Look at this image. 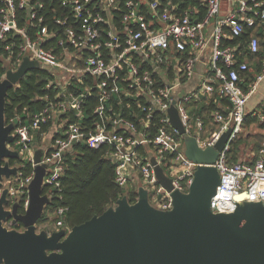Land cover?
I'll return each mask as SVG.
<instances>
[{
  "label": "built area",
  "instance_id": "2783aa9c",
  "mask_svg": "<svg viewBox=\"0 0 264 264\" xmlns=\"http://www.w3.org/2000/svg\"><path fill=\"white\" fill-rule=\"evenodd\" d=\"M48 1L46 5L45 0H0V63L14 70L27 55L54 75L46 87L57 89L55 101L35 112L28 123L18 120L13 131L14 141L8 146L18 151L21 166L30 164L31 172L18 178L16 187L10 186V196L23 192L30 182L36 149H42L40 163L47 164L43 188L59 190L64 154L75 142L83 141L93 147L108 145L116 183L126 188L136 180L147 189L151 205L168 210L171 192L158 183L150 158L163 168L173 189L186 192L197 163L185 156L183 138L195 136L204 149L231 127L228 142L212 164L220 179L210 207L215 213L232 212L234 197L241 192L247 193L244 200L264 204V144L244 159L230 162L228 155L230 142L242 130L247 100L264 78L262 62L248 89L242 87L249 67L243 51L259 50V37L252 30L264 24V0ZM59 10L62 13L55 15ZM46 12L54 13L48 22ZM19 18L25 25L17 24ZM246 29H252L246 42L226 43ZM203 59L207 60L203 76L190 88V79ZM88 77L93 80L87 82ZM92 87L98 92L93 108L96 119L94 128L85 129L66 114L81 115ZM214 93L228 104L211 111L217 127L202 136L204 121L189 108ZM122 96L136 100L141 126L149 127L158 116L153 137L122 115L120 107L114 110L108 103L115 97L120 105ZM173 101L184 127L181 135L167 113ZM48 121L52 122L49 143L35 146L33 135ZM147 144L152 150L143 156L138 148ZM27 203L26 199L24 209ZM65 210L56 209V230L64 228Z\"/></svg>",
  "mask_w": 264,
  "mask_h": 264
},
{
  "label": "water",
  "instance_id": "95a60500",
  "mask_svg": "<svg viewBox=\"0 0 264 264\" xmlns=\"http://www.w3.org/2000/svg\"><path fill=\"white\" fill-rule=\"evenodd\" d=\"M37 60L23 57L16 69L8 68L0 80V264H264V204L235 195L232 212H213L210 201L219 184L212 165L229 140L231 127L212 146L197 145L195 136L183 138L185 156L197 163L186 192L173 189L163 168L150 158L158 183L171 192L172 207L161 210L150 204L147 189L139 186L136 201L125 195L101 214L69 229L37 230L51 197L43 192L46 163L42 149L34 152V173L27 184V206L18 212V200L9 204L10 186L18 178L19 153L9 148L18 119L7 123L4 109L8 89L34 68ZM175 101L167 113L181 135L184 127ZM20 222L22 230L7 228L4 221Z\"/></svg>",
  "mask_w": 264,
  "mask_h": 264
},
{
  "label": "trees",
  "instance_id": "16d2710c",
  "mask_svg": "<svg viewBox=\"0 0 264 264\" xmlns=\"http://www.w3.org/2000/svg\"><path fill=\"white\" fill-rule=\"evenodd\" d=\"M46 5L48 0H45ZM24 15V12H20ZM60 10L55 12V15H59ZM203 14V10H202ZM54 15L45 13L46 21L48 17ZM45 21V22H46ZM19 26L25 25L23 18H19L17 21ZM252 29H246L245 32L239 37L226 40L227 44L237 45L246 42ZM252 32L259 37V50L256 53H249L244 49L247 60L251 61L248 69L245 72L246 79L242 82V87L246 91L248 84L254 80V75L261 69L262 62H264V24L254 28ZM185 51L183 55L185 56ZM7 67L0 63V80L3 78ZM54 75L46 68H34L28 71L24 77L16 83L13 87L8 89L6 95V103L4 109V118L7 123L11 122V119L17 118L21 123H28L31 116L43 109L50 102L56 100L57 89L46 85L50 81H53ZM93 78L88 77L87 82H90ZM98 92L95 87H92L83 103L81 115H76L74 111H69L68 115L70 121H79L85 129L94 128V120L96 115L93 113L94 105L97 102ZM113 106L114 110L119 111L122 115L133 120L138 128H141L146 136L153 137L157 126L155 122H158V116L156 115L152 124L147 126H141L140 116L141 113L136 106V100L132 97H121L120 105L117 104L115 97L108 102ZM228 104V100L218 93H214L208 100L203 99L200 102L192 104L190 106V113L200 116L204 121L202 136H206L210 131L214 130L217 125L212 121L210 117L211 111L218 109L219 105L223 106ZM260 114L263 119H260L258 115H251L245 117L243 127L255 124L258 128L264 131V99L258 106ZM108 111V109H107ZM64 115V116H66ZM52 122L48 121L46 124L36 131V139L41 138L42 132H48ZM242 127V128H243ZM244 143L243 137L238 134L229 144V161L234 162L239 158L240 150ZM10 144H13L11 142ZM258 144L256 145V147ZM109 146L100 145L93 147L86 144L83 141L75 142L71 149L64 154V170L60 177V189L48 190L43 188L44 193H48L51 197L50 203L45 207L43 215L37 221V224H43L48 220V214H52V222L59 219L56 215V209L59 207H65L66 210L61 216L63 220L62 227L69 229L77 224H80L93 215L101 214L108 206L113 205L115 201L122 195H125L130 203L134 202L137 198V189L133 186L128 188L120 187L115 181V165L110 160L108 154ZM152 150V145L147 144L140 146L138 151L147 156ZM10 164L19 165L18 178L25 177L30 174L31 167L29 163H25L21 166L20 159H10ZM18 178L14 179L11 186L16 187ZM15 198L18 200V212H24V203L27 199V191L24 188L23 192H17L13 196H9V204L6 206L10 208ZM9 228L23 229V225L20 222L13 224L10 220L8 224H5ZM54 228L47 230L53 231Z\"/></svg>",
  "mask_w": 264,
  "mask_h": 264
},
{
  "label": "rangeland",
  "instance_id": "374dc122",
  "mask_svg": "<svg viewBox=\"0 0 264 264\" xmlns=\"http://www.w3.org/2000/svg\"><path fill=\"white\" fill-rule=\"evenodd\" d=\"M260 95H261V93L258 92V94L253 95L250 100H252V99H254ZM51 131H52V129H50L47 133L42 135L40 139H36V137H35V140H33V142H34L33 144L35 146H38V145L44 146V145L48 144L50 141V138H51ZM239 134L244 139L242 149L240 150V153H239L240 159L246 158L247 155L250 154L252 151H255L258 146L264 144V132L260 128H258L256 125H250V126L243 127ZM34 136H35V134L33 135V137ZM257 144H258V146L256 147ZM15 165H17V163H15ZM133 185H134V188L138 189L139 183L136 182V180L133 182H130L126 186V188H128L129 186H133ZM48 215H49L48 220L46 222H44L43 224H39V225L36 223V229L38 231L41 229L50 230L52 228H55V224H54V222H52V214H48Z\"/></svg>",
  "mask_w": 264,
  "mask_h": 264
},
{
  "label": "crops",
  "instance_id": "0c3cea01",
  "mask_svg": "<svg viewBox=\"0 0 264 264\" xmlns=\"http://www.w3.org/2000/svg\"><path fill=\"white\" fill-rule=\"evenodd\" d=\"M206 62H207V60L206 59H203L198 65H197V68H196V71H195V73H194V75H193V77L190 79V82H189V85H188V87H193L194 85H197L198 84V82L201 80V78H202V76H203V72H204V70H205V68H206ZM250 62L251 61H249L248 60V64L250 65ZM259 73V72H258ZM258 73H256L255 75H254V79L256 78V75L258 74ZM246 79V78H245ZM245 81V80H244ZM252 83V82H251ZM251 83H249L248 84V87H249V85L251 84ZM258 92H260L261 93V95L260 96H257L256 98H254V99H252V100H250L251 99V97L253 96V95H256V94H258ZM264 99V78L258 83V85H257V87H256V89H255V91L249 96V98H248V100H247V104H246V115H245V117L246 116H248L249 114H251V115H260V112H259V108H258V106H259V104L262 102V100ZM220 106V105H219ZM252 125H255V124H252ZM263 131V130H262ZM264 132V131H263ZM55 229V228H54Z\"/></svg>",
  "mask_w": 264,
  "mask_h": 264
},
{
  "label": "flooded vegetation",
  "instance_id": "af4514ba",
  "mask_svg": "<svg viewBox=\"0 0 264 264\" xmlns=\"http://www.w3.org/2000/svg\"><path fill=\"white\" fill-rule=\"evenodd\" d=\"M13 202H14V201H13ZM19 213H20V212H19ZM9 220L12 222V218H10ZM9 220L4 221V224H8V221H9ZM18 230H20V229H18Z\"/></svg>",
  "mask_w": 264,
  "mask_h": 264
}]
</instances>
